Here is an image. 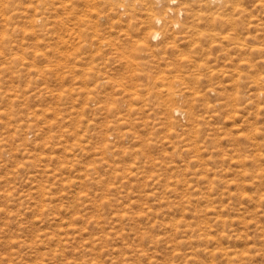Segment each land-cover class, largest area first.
<instances>
[{
    "label": "rangeland",
    "instance_id": "rangeland-1",
    "mask_svg": "<svg viewBox=\"0 0 264 264\" xmlns=\"http://www.w3.org/2000/svg\"><path fill=\"white\" fill-rule=\"evenodd\" d=\"M12 1L0 264H264V0L151 43Z\"/></svg>",
    "mask_w": 264,
    "mask_h": 264
},
{
    "label": "bare ground",
    "instance_id": "bare-ground-1",
    "mask_svg": "<svg viewBox=\"0 0 264 264\" xmlns=\"http://www.w3.org/2000/svg\"><path fill=\"white\" fill-rule=\"evenodd\" d=\"M27 1L29 2L28 17L31 23H34L36 21L32 13L33 10L43 11L45 6L48 5L50 1H52L54 6L60 5V8H64L65 10H68V8L73 9L74 13L75 11H77L78 14L75 15V18H77L79 21L81 20V21L92 22L94 24L95 31L98 28V24L101 19H105V20L112 19L113 18L112 15L115 14V13L113 14V11L116 12V10L119 11L122 9L123 13L119 14L120 17L118 19L122 21V17L124 16L127 17V20L130 22V24L135 23V26H140L139 28H137V30L134 31L135 37L142 38L150 43L153 39L157 40L161 35H164L165 38H168L169 36L171 38L174 35L173 33H175L173 32L174 28L178 25H183L184 29L187 26L192 27V25H195L198 19H204L206 22H211V24H213V22L217 21L216 20L217 17L215 16L216 14H223V13L225 14V12L228 9L238 4L239 2L238 0H27ZM12 2H13L12 0H5V1H1L0 3L11 4ZM94 14H97V17L94 16ZM44 20L45 17H41L39 19V21L41 22ZM92 35H96V34L90 31H87V33L85 34L87 38H89V36ZM194 38L195 37H193L192 40H195ZM174 96H176V94ZM174 96H172V98ZM178 111H176V113Z\"/></svg>",
    "mask_w": 264,
    "mask_h": 264
}]
</instances>
